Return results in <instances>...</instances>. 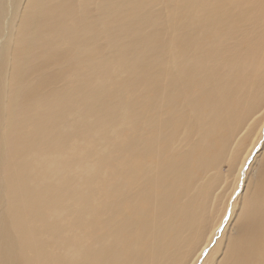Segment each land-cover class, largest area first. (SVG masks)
<instances>
[{
    "label": "bare ground",
    "instance_id": "1",
    "mask_svg": "<svg viewBox=\"0 0 264 264\" xmlns=\"http://www.w3.org/2000/svg\"><path fill=\"white\" fill-rule=\"evenodd\" d=\"M72 1L0 0V264H196L264 129V0ZM245 192L218 264H264V176Z\"/></svg>",
    "mask_w": 264,
    "mask_h": 264
},
{
    "label": "rangeland",
    "instance_id": "2",
    "mask_svg": "<svg viewBox=\"0 0 264 264\" xmlns=\"http://www.w3.org/2000/svg\"><path fill=\"white\" fill-rule=\"evenodd\" d=\"M106 1L108 3L111 0H106ZM113 1H117V0H113ZM161 1H162L160 3L161 5L156 6V7L154 6V8H152L150 13L152 15H157V17L160 18V21L163 20L164 22H167L168 21L167 10L171 9V7H167V6H168L169 1L174 2V0H161ZM27 2H28V0H23L22 5L20 6L21 10L25 9V7L27 6ZM72 2H73L72 8L73 7L74 8L71 11L72 14L70 16H71L72 20L69 22L70 24H77L78 25L79 22L81 21V19H86L89 22L95 19L96 15H97L96 7L94 5V4H96L95 1L91 0L90 1L91 5H87L88 7L83 6L81 8H78V6H77L78 0H73ZM92 2H94V3H92ZM157 17H156V19H157ZM238 26H239L238 35H239V44H240L239 51H240L241 56H243L246 53L244 54L243 52H241V50L246 48L247 39L243 38L244 34L242 32H245L244 29L247 27V23L246 22L239 23ZM164 29H166L165 26L162 28L161 27L155 28L154 29L155 30L154 31V37L158 36V37L162 38V40H164V41L167 40L168 39V37H167L168 31L166 32V30H164ZM31 32H32V35L34 37L35 36L34 30H31ZM156 33H159L160 35H157ZM241 34H242V36H241ZM161 35H163V36H161ZM100 44L103 45V42L100 41ZM105 51H107V49ZM70 56H71V54H69V57ZM42 60L43 59L39 58L38 59L39 63L42 62ZM59 68L58 67H50V66H44V67L41 66L42 70H40V74L34 73L32 78H29V83L31 81H33V84H36L38 81H40V79H44V81L52 82V84H55V87L58 88L59 84H60L59 81L62 82V76H63V72H64L63 70H58ZM67 68L70 71V72L69 71L66 72L68 74V78H69V82H70V80H72V74L74 73V71L77 72L78 68L76 66H74L73 64H72V66L70 64H68ZM60 69H62V68H60ZM112 70H115V68H112L111 71ZM83 75H84V73H81L80 75H78L76 77L78 78V77H81ZM76 77H74V78H76ZM95 81H96L95 78H90L89 80H87L85 82V85L82 84L80 88L83 90H84V88L85 89L91 88L88 86H92L95 83ZM108 83L109 82H105L104 84H108ZM71 84L72 83H70L68 85H71ZM68 90L69 89L66 88V93ZM60 91H58L59 93L57 92L56 97L61 96L62 91H61V93H60ZM84 94H85V90H84V93L82 95H84ZM72 97L75 98L74 95ZM53 100H55V99L53 98ZM107 108L106 109L104 108V109L107 111ZM104 113H106V112H104ZM113 114H115V115L113 116ZM116 116H117V110L114 108L113 113L109 114L108 117L110 119H112V121H116L117 120ZM100 117H104V116L100 115ZM114 117H116V118H114ZM241 135H242V133L240 135H238V137L241 138ZM108 139H110V138H108ZM110 140H112V139H110ZM97 142L100 143L99 141H97ZM76 144L74 145V147L76 146ZM102 144H104L103 147H107V145H109V141L102 142L101 145ZM255 146H254V149L252 150V152L248 155L244 165L242 166L240 178H241L242 174L244 175V177L241 179L239 178L237 188L234 191V194H232L231 198L228 200L229 203H228L226 211L224 213V222L222 224H220V227L218 228L216 236L213 237L210 245L207 246L206 248H204V250L202 251L201 256H200V258L196 264H200V263L202 264L203 260L208 256L209 252L212 251L213 248L216 249L215 246L217 245V241L219 239H221V242L219 241V243L217 245L218 248H217L216 253L214 254V257L212 259V264H218V262L222 259V256H223L224 250L226 249V245L228 243L229 238L234 237L236 232H239L240 225L242 224L241 219H239V213H240V211L242 209V205H243V202L241 199L242 195L244 194L245 191L247 192L250 184H252L256 180H259L262 176H264V129L260 135V138L256 142ZM69 148L72 149V146L69 145ZM99 149H100V147H99ZM227 165H228L227 163L220 165L221 174L224 176H227L230 173L229 172L230 171L229 166H227ZM75 168H77V167H75ZM71 172L77 177V180H78V178L80 177L79 174L82 173V169L73 170ZM222 194H223V191L221 188H219L215 191L214 197L218 196V195H222ZM232 203H234V206H233V212H232V216H231L229 210H230V206ZM62 205H63V203H62ZM53 249H55V248H53ZM59 249H61V248H59Z\"/></svg>",
    "mask_w": 264,
    "mask_h": 264
}]
</instances>
